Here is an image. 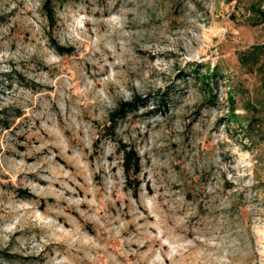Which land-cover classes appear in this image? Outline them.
Segmentation results:
<instances>
[{"label": "rangeland", "instance_id": "obj_1", "mask_svg": "<svg viewBox=\"0 0 264 264\" xmlns=\"http://www.w3.org/2000/svg\"><path fill=\"white\" fill-rule=\"evenodd\" d=\"M43 3L0 0V264H264V0Z\"/></svg>", "mask_w": 264, "mask_h": 264}, {"label": "trees", "instance_id": "obj_2", "mask_svg": "<svg viewBox=\"0 0 264 264\" xmlns=\"http://www.w3.org/2000/svg\"><path fill=\"white\" fill-rule=\"evenodd\" d=\"M233 1V0H229ZM53 2L54 0H44L43 3V9H44V15L49 23V27H53L55 24V11L53 8ZM257 12L260 16V21H264V10L257 9ZM53 46L55 50L58 53H63L65 50L63 47L58 45L56 42L53 43ZM258 56L264 57V45L262 46H256L253 47L250 51H247L243 53L240 57V62L244 65L249 64V66L255 65L258 59H256ZM194 73L196 74V78L199 80L200 85L202 88L209 90L210 89V80L213 73H205L201 74L196 69L194 70ZM215 73V71H214ZM262 90H264V83H262ZM165 94H161L159 96L162 101H164ZM136 101L133 102H124L121 103L115 111H113L109 115V128L112 130L115 128L117 121L120 119H123L129 112H131L134 109ZM230 109H231V122H235L239 117H235L234 115V100L233 98L229 99ZM247 130V129H245ZM250 139V138H249ZM119 152L122 154V171L125 179L126 185L131 186L132 181H135L138 174L140 173V158L135 151V149L128 147L126 144H120L118 147ZM135 191V189H134ZM134 196H136V192H134Z\"/></svg>", "mask_w": 264, "mask_h": 264}]
</instances>
